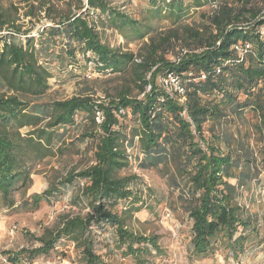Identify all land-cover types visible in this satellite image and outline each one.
<instances>
[{
    "label": "trees",
    "instance_id": "1",
    "mask_svg": "<svg viewBox=\"0 0 264 264\" xmlns=\"http://www.w3.org/2000/svg\"><path fill=\"white\" fill-rule=\"evenodd\" d=\"M149 3L154 17L160 19L164 13L165 18L179 21L189 10L197 11L206 6H211V12L201 14L202 21L196 26H180L181 34L179 29H174L157 44L150 42L146 45V55L139 56L138 63L132 53L121 55L103 44L89 16L98 10L109 27L120 32L130 31L135 40L143 39L150 29L110 7L106 0H87V5L79 7V13L59 15L58 21L51 18L52 10H46L43 3L38 10L44 8L47 19L55 26L42 31L45 34L39 37L38 48L31 40H26L24 45L16 40L13 35L17 29L8 40L0 37V86L5 90L0 95V195L7 206H14L11 194L15 185L28 179L22 159L33 156L42 160L51 155L53 144L59 139L58 130L74 126L77 114H83L87 121L83 126L86 128L84 136L97 139L94 165L79 172L71 171L57 185L30 196L31 207L35 209L41 203L56 199L64 187L84 180L86 183L78 199L88 209L86 216L64 220L54 234L36 240L40 243L37 248L8 254L11 263L21 261V257L31 261L35 256H46L65 238L78 246L86 264H98L99 258L93 253V234L107 226L115 228L117 244L124 245L127 255L137 263L144 264L139 256L147 252V243L158 250L156 237L143 238L129 233L122 219L112 212L118 203L130 201L133 204L142 196L131 189L139 178L135 175L117 177L130 163L121 145L127 139L118 119L124 117L127 110L136 118L130 141L137 138L140 145L143 158L138 167L164 173L175 190H182L183 183L187 188V192L182 190L181 198L192 222L194 255H211L213 245L218 242L236 260L243 254L247 242L245 231L253 230L254 225L246 210L237 206V188L229 180L238 179L237 175H232L238 166L234 165L230 153L225 155L220 151L221 135L213 128L217 127L216 122L239 116L246 110L257 115L259 130L264 128V100L260 89L257 90L258 84L264 82L261 34L264 0H191L186 5L183 0H149ZM8 23H11L10 18L0 9V32L16 28ZM179 36L185 50L174 61L157 56L162 45H168L171 38L178 40ZM58 37L59 41H66L61 51L71 60L80 51L84 55L93 53L102 70H120L130 64L138 95L131 97L122 92L108 104L78 96L60 102L36 103L48 89L50 78L48 68L38 65L39 50L50 43L58 44ZM240 44L250 45L242 58H238L233 49ZM160 74L164 78L176 77L182 93L169 94L158 87L156 78ZM241 94L245 99L239 102ZM97 112L101 113L100 123L96 122ZM207 123L211 126L209 140L203 137V126ZM10 126L16 131L9 132ZM24 127L29 130L23 138L18 130ZM261 158L264 163V149ZM239 228L243 229L241 233Z\"/></svg>",
    "mask_w": 264,
    "mask_h": 264
},
{
    "label": "rangeland",
    "instance_id": "2",
    "mask_svg": "<svg viewBox=\"0 0 264 264\" xmlns=\"http://www.w3.org/2000/svg\"><path fill=\"white\" fill-rule=\"evenodd\" d=\"M188 4L191 0H183ZM37 6L24 0V6H13L4 9V3L0 0L2 14L10 18L8 26L0 32L3 40H8L10 34L17 29L13 36L23 45L26 40H31L35 48L39 47V37L42 31L49 29L55 23L47 19L45 9H51L50 16L58 21L59 15L79 13L80 8L87 5V0H33ZM109 6L126 13L133 20L140 22L149 34L141 40H135L130 31L120 32L108 26L105 16L98 10L94 15L90 14L89 21L93 20L101 42L111 47L121 55L132 53L136 62L144 57L150 42L157 44L162 37H166L174 29L180 26H196L201 23V14L211 12V6H206L197 11L189 10L186 17L176 21L174 18H165L164 13L160 18H155L149 0H106ZM45 3L46 8H38ZM9 2L7 3V6ZM51 7V8H50ZM214 7V6H212ZM84 9L83 11H85ZM30 14V15H28ZM85 14V13H83ZM55 26V25H54ZM264 31V29H261ZM264 38V35H262ZM47 36H44L46 38ZM47 39V38H46ZM58 44L50 43L39 50L38 65L48 68L50 78L47 80L48 89L38 97V104L52 101H63L78 97H89L96 102L108 104L109 100L117 99L118 94L125 92L131 97L138 95L133 67L126 64L120 70H102L93 53L77 51L75 59L71 60L62 54L66 41ZM184 42L171 38L167 45H162L157 56H162L166 61H174L185 50ZM1 48V43H0ZM149 77V74H147ZM157 85L163 87L167 93L174 94L178 84L165 82L162 74L158 75ZM262 93L264 100V82H260L257 90ZM148 90V88H147ZM5 90L0 86V95ZM11 92L9 93V95ZM241 94L239 102L244 101ZM183 101V99H181ZM124 117H119L120 129L126 135V142H122L127 159L130 162L128 168L117 173V177L135 175L140 181L131 185V189L142 194L139 202H120L113 207L123 221V226L136 236L148 238L156 237L158 250H154L147 243L148 250L139 256L144 264H264V163L261 155L264 149V128L260 127L257 115L251 110H246L241 115L230 116L224 121L216 122L214 132L220 133L219 149L226 155L230 153L234 159L235 169L229 182L237 188V206L246 210V214L252 220L253 230L245 231L246 243L244 252L238 259L230 256L228 250L220 243L213 245L211 255L195 256L191 242V220L184 210V202L181 198L182 190L187 192L184 183L182 190L171 188L164 173L154 170H141L138 166L143 155L137 138L132 137L131 128L135 125L136 118L126 111ZM87 124L83 114H77L75 125L68 126L64 130L59 129L58 140L53 144V153L45 159L39 160L30 156L24 157L22 163L28 173V179L18 182L11 198L13 207L0 195V264H86L81 256V250L69 239H61L48 255L35 256L31 261L21 257V261L11 263L8 254H16L21 250L28 251L37 248L40 243L36 240L47 239L54 234L64 220L73 217H85L88 209L78 199L84 180L77 181L74 185L64 187L56 199L41 203L39 207H31V195L40 194L59 181L69 172H79L94 165L93 155L96 150V137L86 138L83 128ZM203 137L209 140L210 123L204 126ZM118 129V128H116ZM9 132L16 131L11 126ZM29 127L18 130L21 137L28 134ZM223 135V137H222ZM227 138V139H226ZM229 143H225L226 140ZM246 151V152H245ZM33 158V159H32ZM169 214V216H167ZM95 231L94 227L91 228ZM243 231L239 228V232ZM51 233V234H50ZM50 234V235H49ZM238 236V235H237ZM146 246V245H141ZM134 248H138L134 245ZM144 248V247H143ZM93 253L99 258L98 264H142L137 263L130 255L127 248L117 244L115 228L103 227L93 234Z\"/></svg>",
    "mask_w": 264,
    "mask_h": 264
},
{
    "label": "built area",
    "instance_id": "3",
    "mask_svg": "<svg viewBox=\"0 0 264 264\" xmlns=\"http://www.w3.org/2000/svg\"><path fill=\"white\" fill-rule=\"evenodd\" d=\"M261 34L264 35V31L263 30H261ZM233 49L237 53L238 58H240V57L242 58L250 50V45H248V44L241 45L240 44V45L234 46ZM228 63L229 62H225V64H228ZM217 73H219V70H217ZM202 78H204V77L202 76ZM167 81H169L171 84H175V83L178 84L179 83V80L176 77L174 78L173 76H170V75L165 77V82H167ZM179 87L180 86L178 84L177 91L179 93H182V90ZM101 120H102L101 113L97 112V114H96V122L100 123ZM167 216H169V214Z\"/></svg>",
    "mask_w": 264,
    "mask_h": 264
},
{
    "label": "crops",
    "instance_id": "4",
    "mask_svg": "<svg viewBox=\"0 0 264 264\" xmlns=\"http://www.w3.org/2000/svg\"><path fill=\"white\" fill-rule=\"evenodd\" d=\"M2 2L4 3V9H7L11 4L13 6H16V4H18V6H24V0H2ZM9 2V5L7 6V3ZM32 3V6H37V3H34L33 0L30 1Z\"/></svg>",
    "mask_w": 264,
    "mask_h": 264
}]
</instances>
